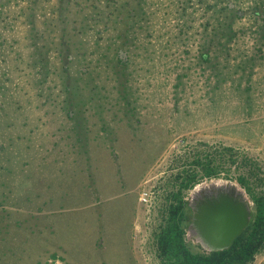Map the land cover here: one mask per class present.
Returning a JSON list of instances; mask_svg holds the SVG:
<instances>
[{"label": "rangeland", "instance_id": "1", "mask_svg": "<svg viewBox=\"0 0 264 264\" xmlns=\"http://www.w3.org/2000/svg\"><path fill=\"white\" fill-rule=\"evenodd\" d=\"M251 173L262 191L264 0H0V264H162L179 176L230 181L253 208ZM35 176L46 217L8 210L4 183ZM195 186L185 238L204 252Z\"/></svg>", "mask_w": 264, "mask_h": 264}, {"label": "trees", "instance_id": "2", "mask_svg": "<svg viewBox=\"0 0 264 264\" xmlns=\"http://www.w3.org/2000/svg\"><path fill=\"white\" fill-rule=\"evenodd\" d=\"M203 175L217 176V165L196 160ZM250 175L238 177L240 184L251 195L254 202L249 225L238 235L233 243L224 249L214 251H193L189 248L185 234L191 217L190 206L184 199V189H191L200 181L197 175L179 176L178 191L170 195L171 201L165 212V219L156 233L158 256L162 264H252L256 255L264 249V189L255 191L256 179Z\"/></svg>", "mask_w": 264, "mask_h": 264}, {"label": "water", "instance_id": "3", "mask_svg": "<svg viewBox=\"0 0 264 264\" xmlns=\"http://www.w3.org/2000/svg\"><path fill=\"white\" fill-rule=\"evenodd\" d=\"M203 193L196 199L193 196L190 203V228L197 231L207 251L227 248L249 225L251 202L237 186L228 193Z\"/></svg>", "mask_w": 264, "mask_h": 264}, {"label": "crops", "instance_id": "4", "mask_svg": "<svg viewBox=\"0 0 264 264\" xmlns=\"http://www.w3.org/2000/svg\"><path fill=\"white\" fill-rule=\"evenodd\" d=\"M35 177H11L9 178V181H6L4 183L5 186H8L9 189L14 192V194H11V197L8 199L9 208L8 210H19L21 211V216L27 218V215L33 213V214H40L43 215V217H46L48 212H45L42 208V206H45L46 203L51 202L50 201V195L47 194L49 189H47L46 193L43 194L44 186L47 187L49 185V181L43 182L41 181H35ZM55 180V179H54ZM52 184L60 186V181L56 179L55 181H51ZM56 182V183H55ZM24 187L23 190H21L19 187ZM61 190L59 191V195L61 194ZM17 194V199L13 201V198ZM80 196V199L86 200V193L85 191L83 193L78 194ZM91 213V212H90ZM39 215V214H38Z\"/></svg>", "mask_w": 264, "mask_h": 264}, {"label": "bare ground", "instance_id": "5", "mask_svg": "<svg viewBox=\"0 0 264 264\" xmlns=\"http://www.w3.org/2000/svg\"><path fill=\"white\" fill-rule=\"evenodd\" d=\"M234 187H236V185L234 183L230 182V181H225L223 179H216V180H213L210 183H205V184L197 186L196 189L193 192V196L196 199L197 197H200L202 194H204L203 192H205V193H218V192L228 193ZM191 233L200 242H202V240L198 237V233H197L196 230L192 229Z\"/></svg>", "mask_w": 264, "mask_h": 264}, {"label": "built area", "instance_id": "6", "mask_svg": "<svg viewBox=\"0 0 264 264\" xmlns=\"http://www.w3.org/2000/svg\"><path fill=\"white\" fill-rule=\"evenodd\" d=\"M140 198L143 201H147L148 200L147 193L146 192H143ZM42 264H66V263L58 255H53V256H50V257H47L46 259H44L42 261Z\"/></svg>", "mask_w": 264, "mask_h": 264}, {"label": "flooded vegetation", "instance_id": "7", "mask_svg": "<svg viewBox=\"0 0 264 264\" xmlns=\"http://www.w3.org/2000/svg\"><path fill=\"white\" fill-rule=\"evenodd\" d=\"M192 222V221H191Z\"/></svg>", "mask_w": 264, "mask_h": 264}]
</instances>
